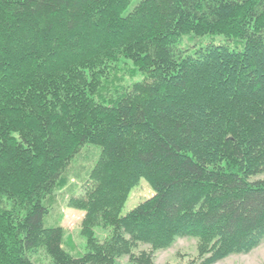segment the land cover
I'll return each mask as SVG.
<instances>
[{
  "label": "trees",
  "instance_id": "16d2710c",
  "mask_svg": "<svg viewBox=\"0 0 264 264\" xmlns=\"http://www.w3.org/2000/svg\"><path fill=\"white\" fill-rule=\"evenodd\" d=\"M205 35L227 42L181 47ZM87 147L73 255L44 220ZM140 179L154 195L120 216ZM186 237L199 264L264 242V0H0V264H152Z\"/></svg>",
  "mask_w": 264,
  "mask_h": 264
},
{
  "label": "rangeland",
  "instance_id": "374dc122",
  "mask_svg": "<svg viewBox=\"0 0 264 264\" xmlns=\"http://www.w3.org/2000/svg\"><path fill=\"white\" fill-rule=\"evenodd\" d=\"M135 3V2H133ZM226 40L221 36L205 35L202 37L186 36L182 38L181 47L187 48L188 53L195 48L213 44H226ZM119 76H123V83L125 86L132 83L134 80H140L142 75L131 78V66L129 64L120 63ZM112 83V82H111ZM70 121V120H69ZM65 120L64 130L67 134L66 146L69 150L74 148L78 142L80 133V124L77 121L69 122ZM99 154V148L87 147L82 148L80 153L75 156L74 160L68 167L65 177L67 183L72 187V191L62 189L55 195L56 204L53 206L54 211L45 218L46 226L52 225V218L58 219L60 226L64 229V238L62 247L73 255H81L84 253V239L80 235V222L83 212L68 207L69 198L86 200L89 197L91 184L89 181L84 183L87 178V173L93 167ZM154 191L144 179L131 189L120 216L126 215L134 209L139 203L151 198ZM95 234L99 239H103L107 231L100 229L95 230ZM139 250L148 251L147 246H141ZM196 257V241L193 238H177L173 244L165 249L157 251L154 254L152 264H199ZM33 259L37 264H48V260L42 254L33 255ZM119 264H130L127 257H121ZM214 264H264V242L247 254L230 255Z\"/></svg>",
  "mask_w": 264,
  "mask_h": 264
}]
</instances>
